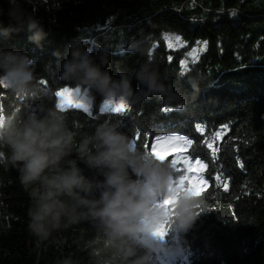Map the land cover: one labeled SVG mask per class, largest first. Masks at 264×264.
I'll use <instances>...</instances> for the list:
<instances>
[{
	"label": "trees",
	"instance_id": "1",
	"mask_svg": "<svg viewBox=\"0 0 264 264\" xmlns=\"http://www.w3.org/2000/svg\"><path fill=\"white\" fill-rule=\"evenodd\" d=\"M26 6L47 35L37 44L26 29L13 31L0 36V46L36 58L37 83L52 93L35 101L42 111L59 104L58 90L73 89L59 79L57 63L77 38L97 62V45L110 44L105 67L117 76L121 69L133 72L139 59L121 52V44L149 31V55L162 72L202 78L196 89L186 76L172 79L186 103L152 96L118 114L100 112L103 101L97 94L91 115L83 109L63 111L78 132L90 130L97 118L116 119L148 152L157 135L193 141L186 153L206 165L201 172L206 183L195 195L199 215L192 227L161 239L186 249L172 264H264V0H32ZM8 8V0H0V26L16 24ZM167 34L197 47V58L183 65L184 48L170 49ZM132 84L139 87L135 79ZM23 104L0 86V114L15 116ZM164 107L174 110L161 112ZM9 156L6 147L0 148V264H112L107 238L89 223L63 227L43 242L32 234L29 193ZM176 173L178 180L184 175Z\"/></svg>",
	"mask_w": 264,
	"mask_h": 264
},
{
	"label": "clouds",
	"instance_id": "2",
	"mask_svg": "<svg viewBox=\"0 0 264 264\" xmlns=\"http://www.w3.org/2000/svg\"><path fill=\"white\" fill-rule=\"evenodd\" d=\"M31 2L8 0V15L16 24L0 26V36L26 29L34 43L45 38L39 17L26 6ZM151 46L149 31L122 43L119 50L137 55L138 66L113 76L105 67L112 46L97 45V62L77 38L57 63L59 79L72 84L76 101L87 106L97 94L103 106L121 101L134 106L152 96L164 103H186L174 91L172 79L186 76L196 89L202 78L162 72L149 55ZM133 79L138 88L133 87ZM0 86L24 102L17 115L0 117V148L9 150L10 161L28 190L29 228L35 237L43 242L63 227L89 223L107 238L114 252L112 264H156L158 253L185 254L181 244L162 243L155 234L162 223L169 224L167 233L187 232L199 215L195 194L179 186L170 162H161L134 145L116 119L97 118L90 130L78 132L58 104L42 111L35 101L52 93L39 87L36 58L22 50L0 46ZM165 200H171V208Z\"/></svg>",
	"mask_w": 264,
	"mask_h": 264
},
{
	"label": "snow or ice",
	"instance_id": "3",
	"mask_svg": "<svg viewBox=\"0 0 264 264\" xmlns=\"http://www.w3.org/2000/svg\"><path fill=\"white\" fill-rule=\"evenodd\" d=\"M74 89L64 88L61 90H58L56 92V96L60 98V103L58 104L62 109L65 108H76V109H83L85 112H88L89 115H91L89 111V107L82 102H78L76 100L66 99L65 94L72 92L74 94ZM130 109L129 105H126L123 101L119 103H113V102H105L104 106L100 108V112H110V113H118V114H124ZM174 109L170 107H164L161 109V112H169ZM134 145H136L135 141H133ZM193 145V141L191 139H188L183 136H168V135H157L155 137V142L151 146L150 153L161 162H164L167 160L169 155H173L174 158L171 160V164L175 171H187L189 175H181L179 178V186L182 188H186L187 190L193 192L195 195L198 194L197 192V184L198 183H206V181H203L202 177L198 175V173L203 170L206 165L200 160L195 159L193 161L192 155H185L184 152L186 149L190 148ZM147 148V145H145ZM211 147V145H209ZM173 149L176 151L173 153ZM183 164L185 165V169H180L177 167V165ZM196 174V178L193 179V175ZM186 181H191V187H186ZM165 206L171 205V200H165L164 202ZM156 235L159 236V238H163L167 234V228L165 227V224L162 223L157 229H156Z\"/></svg>",
	"mask_w": 264,
	"mask_h": 264
},
{
	"label": "rangeland",
	"instance_id": "4",
	"mask_svg": "<svg viewBox=\"0 0 264 264\" xmlns=\"http://www.w3.org/2000/svg\"><path fill=\"white\" fill-rule=\"evenodd\" d=\"M165 39V43L166 45L170 48V49H179V48H184V57L182 58L181 63L185 66H187L189 63H191L192 61H194L197 58V54H198V48L195 46H185L184 43L176 36L173 34H167L164 36ZM58 98V103H60V98ZM65 98L66 99H71V100H76V97L74 96V94L72 92L66 93L65 94ZM103 106V104L101 105V107ZM89 107V106H88ZM4 116L3 114H0V117ZM173 152H175L176 150L173 149ZM184 168L186 167L185 165H183ZM195 175V174H194ZM193 179H195V176L193 177ZM189 185H191V181L188 182ZM158 254H156L155 256V260H156V264H167V260H164L162 257L159 259L157 256Z\"/></svg>",
	"mask_w": 264,
	"mask_h": 264
}]
</instances>
